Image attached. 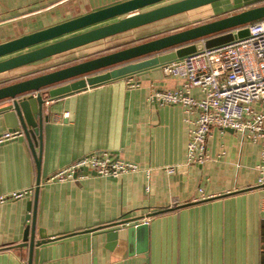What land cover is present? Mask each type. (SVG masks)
I'll list each match as a JSON object with an SVG mask.
<instances>
[{"label": "crops", "instance_id": "crops-1", "mask_svg": "<svg viewBox=\"0 0 264 264\" xmlns=\"http://www.w3.org/2000/svg\"><path fill=\"white\" fill-rule=\"evenodd\" d=\"M121 1L0 0V42ZM254 1L264 4V0ZM236 5L232 0L216 1L0 73V87L118 50L112 48L132 35L227 16ZM129 80L138 85L130 87ZM181 85L180 78L163 75L157 66L53 101L47 99V177L38 189L36 228L50 240L34 247L32 264H264V187L257 184L256 168L261 163L260 142L214 126L206 139L209 159L183 166L188 130L198 110L186 112L181 105L155 106L147 101L152 91ZM190 95L201 97L197 88L191 89ZM5 104L0 102V107ZM6 131L0 116V135ZM100 151L118 153L138 164L140 170L116 178L80 170L78 174L88 177L47 180L81 157ZM172 165L179 168L168 174L165 167ZM36 177L26 140L12 138L0 143V195L27 191L0 204V264L27 263L28 247L15 245L23 241L30 225ZM175 200L178 204L169 207ZM136 217L148 222L146 251L136 252V241L128 247L127 241L119 238L110 246L112 240L106 239V229L100 226Z\"/></svg>", "mask_w": 264, "mask_h": 264}, {"label": "water", "instance_id": "water-1", "mask_svg": "<svg viewBox=\"0 0 264 264\" xmlns=\"http://www.w3.org/2000/svg\"><path fill=\"white\" fill-rule=\"evenodd\" d=\"M165 1L168 0H124L0 42V73L220 0H175L140 11ZM232 1L238 4L249 0ZM262 17L264 4L0 87V102H6L0 107V116L8 131H18L21 135L17 138L26 140L37 168L32 212L29 215L30 225L23 241L15 245L19 248L28 247L26 264H32L34 247L50 240L42 230L36 228L38 189L41 181L47 177L45 165L50 132V114L45 111L47 99L51 100L130 74L139 75L149 68L203 48L232 42L248 35L247 28L243 26ZM114 18L118 19L98 25ZM235 29L238 30L234 32ZM228 130L233 131L230 128ZM36 147L39 148L38 152ZM81 170L96 174L87 168ZM27 208L30 210L29 202ZM161 211L163 210L148 213L147 217ZM100 227L106 229V239L112 240L110 246L119 238L126 240L128 247H132L136 241V252L146 251L148 222L140 221L139 217L107 223Z\"/></svg>", "mask_w": 264, "mask_h": 264}, {"label": "built area", "instance_id": "built-area-1", "mask_svg": "<svg viewBox=\"0 0 264 264\" xmlns=\"http://www.w3.org/2000/svg\"><path fill=\"white\" fill-rule=\"evenodd\" d=\"M243 27L248 30L245 37L160 64L163 75L180 78L182 85L174 89L152 91L147 101L155 106L181 105L186 112L193 108L198 110V117L188 130L183 166L203 164L209 159L206 139L214 126L231 128L245 138L259 141L261 163L256 167L259 172L257 184L264 187V17ZM128 85L135 87L138 84L129 80ZM193 88L199 89L201 97L190 95ZM20 135L18 131H6L0 135V143ZM82 168L109 178L140 170L138 164L121 158L118 153L100 151L81 157L47 180L65 182L88 177L89 174H78ZM178 168V165L167 166L165 171L171 174ZM199 191L202 192V188ZM26 192L0 195V204ZM177 204L175 200L169 207ZM262 213L264 220V205Z\"/></svg>", "mask_w": 264, "mask_h": 264}, {"label": "rangeland", "instance_id": "rangeland-1", "mask_svg": "<svg viewBox=\"0 0 264 264\" xmlns=\"http://www.w3.org/2000/svg\"><path fill=\"white\" fill-rule=\"evenodd\" d=\"M255 2L256 1L252 0V1L245 2V3H239L236 6H234V8L231 9L230 14L239 12V11L244 10V9H247V8H249V6H252L253 3H255ZM255 5H256V3H255ZM189 26H193V25H188V24H186V22H184L182 24H175L173 26L162 27L160 29L161 31H158L156 33L154 32V33H150L148 35H144V34L142 35L141 34V35H137L136 37L132 35V38L130 37V39L122 40V42H125V43H121L119 45H116L112 49H119V48H122V47H125V46H129V45L135 44V43L140 42V41H144L146 38H148L150 36L152 37V36H157V35H161V34H167V33L171 32L173 30H176V29L177 30H179V29L181 30V29L187 28ZM133 37H134V39H133ZM97 55L98 54H95L93 56H97ZM88 58H91V57H88Z\"/></svg>", "mask_w": 264, "mask_h": 264}, {"label": "trees", "instance_id": "trees-1", "mask_svg": "<svg viewBox=\"0 0 264 264\" xmlns=\"http://www.w3.org/2000/svg\"><path fill=\"white\" fill-rule=\"evenodd\" d=\"M102 71H104V70H102Z\"/></svg>", "mask_w": 264, "mask_h": 264}]
</instances>
